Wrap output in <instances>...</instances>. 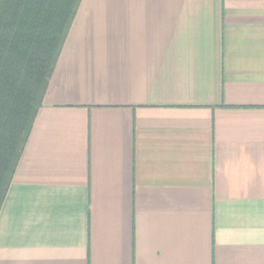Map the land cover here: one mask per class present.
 Instances as JSON below:
<instances>
[{
  "label": "crops",
  "instance_id": "crops-1",
  "mask_svg": "<svg viewBox=\"0 0 264 264\" xmlns=\"http://www.w3.org/2000/svg\"><path fill=\"white\" fill-rule=\"evenodd\" d=\"M0 264H264V0H80Z\"/></svg>",
  "mask_w": 264,
  "mask_h": 264
},
{
  "label": "trees",
  "instance_id": "trees-1",
  "mask_svg": "<svg viewBox=\"0 0 264 264\" xmlns=\"http://www.w3.org/2000/svg\"><path fill=\"white\" fill-rule=\"evenodd\" d=\"M80 0H0V209Z\"/></svg>",
  "mask_w": 264,
  "mask_h": 264
}]
</instances>
